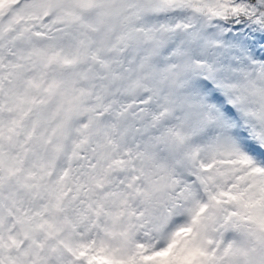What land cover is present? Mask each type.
I'll return each mask as SVG.
<instances>
[{"label":"snow or ice","instance_id":"snow-or-ice-1","mask_svg":"<svg viewBox=\"0 0 264 264\" xmlns=\"http://www.w3.org/2000/svg\"><path fill=\"white\" fill-rule=\"evenodd\" d=\"M0 264H264V0H0Z\"/></svg>","mask_w":264,"mask_h":264}]
</instances>
